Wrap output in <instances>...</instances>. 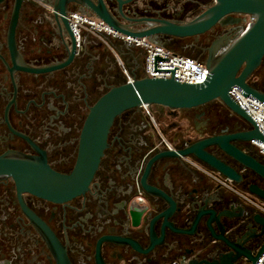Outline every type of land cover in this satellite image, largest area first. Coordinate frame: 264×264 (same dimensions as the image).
<instances>
[{
    "label": "flooded vegetation",
    "instance_id": "af4514ba",
    "mask_svg": "<svg viewBox=\"0 0 264 264\" xmlns=\"http://www.w3.org/2000/svg\"><path fill=\"white\" fill-rule=\"evenodd\" d=\"M214 0H0V158L24 159L68 176L76 166L89 109L110 89L143 75L134 41L214 62L252 22L230 15L207 31L174 37ZM63 8L66 21L59 9ZM76 14L126 35L76 39ZM175 53V52H174ZM177 54V53H176ZM246 83L264 96V57ZM253 126L218 100L190 109L159 105L115 117L87 189L63 200L22 190L0 176V264H198L264 244V179L218 146L204 151L235 170L227 181L188 153L199 142L230 144L264 165L244 134ZM235 264H249L246 255Z\"/></svg>",
    "mask_w": 264,
    "mask_h": 264
},
{
    "label": "water",
    "instance_id": "95a60500",
    "mask_svg": "<svg viewBox=\"0 0 264 264\" xmlns=\"http://www.w3.org/2000/svg\"><path fill=\"white\" fill-rule=\"evenodd\" d=\"M214 2L210 9L192 23L185 26L167 25L165 30L152 32L179 38L190 37L207 31L219 20L230 15L250 16L252 22L248 28L214 62L211 59L218 44L210 49L211 56L205 62L208 72L203 83H179L173 79H131L122 86L110 89L89 109L81 131L76 166L70 175L55 174L44 165L24 159L0 158V176L12 177L22 190L51 200H63L81 194L87 189L97 170L103 151L107 147V135L115 117L128 109L143 105L190 109L218 100L253 126L251 133L244 134L248 141L264 144V137L255 124L229 96L230 90L238 87L245 97L255 98L264 104V96L246 83L247 78L264 57V0H214ZM59 13L62 20L66 21L63 8L59 9ZM109 27L114 34L126 35ZM239 137L240 135L209 138L192 145L188 153L227 181L240 183L241 176L235 170L204 151L207 146L216 145L227 156L264 179V165L230 144ZM248 192L264 201V191L256 185H250ZM263 250L264 244L252 257L240 250H234L235 256L230 253L220 256L218 260L198 264H235L236 258L240 255H246L249 264H254Z\"/></svg>",
    "mask_w": 264,
    "mask_h": 264
},
{
    "label": "built area",
    "instance_id": "2783aa9c",
    "mask_svg": "<svg viewBox=\"0 0 264 264\" xmlns=\"http://www.w3.org/2000/svg\"><path fill=\"white\" fill-rule=\"evenodd\" d=\"M70 25L76 39L81 36V30L93 35L105 33L115 35L107 27L98 22L72 14L69 16ZM135 47L141 49L143 56V75L145 79H173L179 83L200 84L204 82L207 68L204 62L184 57L171 50L144 41H134ZM230 98L246 113L264 137V104L252 97H245L238 87L229 92ZM264 157V144L253 141ZM264 213V209H262ZM177 264V263H170ZM254 264H264V250Z\"/></svg>",
    "mask_w": 264,
    "mask_h": 264
},
{
    "label": "rangeland",
    "instance_id": "374dc122",
    "mask_svg": "<svg viewBox=\"0 0 264 264\" xmlns=\"http://www.w3.org/2000/svg\"><path fill=\"white\" fill-rule=\"evenodd\" d=\"M174 52L177 53V54H179V55H181V56L188 57V58H192V59H194V60H196V61L202 62V61L199 60V59H196V58H194V57H191V56L187 55V52L184 51V50H181V51L174 50Z\"/></svg>",
    "mask_w": 264,
    "mask_h": 264
}]
</instances>
